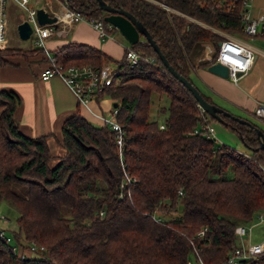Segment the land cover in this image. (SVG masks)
I'll return each instance as SVG.
<instances>
[{"label": "trees", "instance_id": "16d2710c", "mask_svg": "<svg viewBox=\"0 0 264 264\" xmlns=\"http://www.w3.org/2000/svg\"><path fill=\"white\" fill-rule=\"evenodd\" d=\"M105 1L140 20L174 69L216 103L192 78L189 54L195 43L216 46L223 38L211 27L242 34V0ZM68 4L107 25L108 11L97 0ZM129 45L140 54L133 64L125 49L114 59L80 41L51 52L64 65L116 63L118 73L99 98L117 102L121 146L106 123H93L77 108L61 124L64 152L51 164L48 134H25L14 115L19 95L0 88V202L16 211L14 243L0 238V264H190V255L200 264H223L238 244L235 226L264 212V150L257 126L246 117L249 124L221 115L246 151L216 143L204 118L216 119L199 107L150 42L140 35ZM42 49H2L0 65L8 56ZM153 93L169 99L156 109L164 113L162 120L151 116ZM30 243L43 248L32 254ZM246 262L264 264V254L241 264Z\"/></svg>", "mask_w": 264, "mask_h": 264}, {"label": "crops", "instance_id": "0c3cea01", "mask_svg": "<svg viewBox=\"0 0 264 264\" xmlns=\"http://www.w3.org/2000/svg\"><path fill=\"white\" fill-rule=\"evenodd\" d=\"M218 30L222 31L221 29ZM68 41L88 43L100 48L114 59H119L123 55L125 48L123 42L118 40L116 32H113L110 37L101 39L97 29L91 23L86 20H80L74 23L69 29L61 31L60 34L53 33L49 38L47 37L42 50L28 56H8L6 58L8 62L0 65V88L14 90L21 99L14 114L19 122L20 129L25 134L31 136L48 134L47 142L50 153L53 155L51 164H55L57 162L56 156L64 152L58 141V137L61 133V124L66 116L73 113L78 108L80 113L88 120L96 124H103L104 119L110 116L114 107V100L109 96H103L88 103L79 102L73 89L60 75L54 74L47 79L41 78L40 73L47 63V56L51 54L54 48ZM214 47L215 45L210 42H198L194 44L189 54V63L195 65L192 68V78L198 82L208 94H211L214 101L216 99L218 100V98V101L223 99L226 101H233L237 106H243L251 115L250 111L254 108L256 101L259 99L253 100L252 105L247 106L238 102V96L237 101L233 96V98H225L224 96L227 95L225 80L208 70L207 66L198 65L199 62L206 60L207 55L211 53ZM253 64H256L255 68L259 73L263 72V58L260 59V65L259 62ZM249 74L248 71L242 75L241 78L246 77L248 79ZM256 79H258L256 74L248 79L247 83H249V86H253ZM216 104L227 109L222 104L220 105L219 102H216ZM235 115L244 118V116L240 114L236 113ZM3 203L1 213L5 210L6 215L11 214L12 209H10L6 202ZM8 219L7 217V220L4 221L0 218V227L5 228V225H8Z\"/></svg>", "mask_w": 264, "mask_h": 264}, {"label": "built area", "instance_id": "2783aa9c", "mask_svg": "<svg viewBox=\"0 0 264 264\" xmlns=\"http://www.w3.org/2000/svg\"><path fill=\"white\" fill-rule=\"evenodd\" d=\"M19 4L29 8L28 15L25 19L30 23L35 22V25H31V33L29 37H32V44L38 47H43L45 39L53 33L60 34L61 31L69 29L74 23L80 20H86L91 23L98 31V35L101 39L112 36L110 30L113 25L107 22L105 26L102 21L95 20L94 18H86L82 13L72 9L66 0H56L57 5L55 8L47 9L49 15L55 16V21L40 23L37 19L36 10L27 5L29 0H18ZM8 0H0V50L5 49L8 46V24L9 17L7 13ZM168 8L165 4H163ZM240 18L242 21V34L235 36L224 31H220L217 28L211 27L215 32L223 36L220 39L214 49L206 60L209 63L216 61L224 64L228 68V78L235 84L239 83L242 75L247 73L256 57V51L264 57V49L258 50L253 45L249 44L245 37H261L264 41V7L260 13L256 16H252L249 10V0H242V9L240 11ZM51 26L53 29H51ZM18 33V32H17ZM19 36V35H18ZM125 57L131 63H135L140 57V54L132 49L128 43L125 46ZM47 64L41 70L40 76L42 79H47L51 75H60L65 82L73 89L76 98L81 103H88L99 98V94L110 84L113 83L115 75L118 73L117 65H111V62L104 63L100 67L90 64H71L64 65L61 62L55 60L52 55L47 56ZM145 59H147L145 57ZM153 61V58L150 59ZM200 107V106H199ZM117 108L114 106L109 117L104 119V123L108 125L116 133V143L121 146V128L120 124L116 121L115 115ZM251 115L257 118L264 124V96L259 99L254 108L250 111ZM206 122L207 135L209 138L215 140V131L211 122ZM222 143V142H221ZM264 169V163L262 164ZM0 218L4 221L7 217L3 214ZM259 222L264 223V212L259 211L256 214ZM249 224H238L235 226L234 232L240 239V243L231 248L223 262V264H240L248 259H256L259 255L264 254V237L258 241L252 242L251 226ZM204 228L199 233H203ZM247 236V239H244ZM0 238L9 241L11 236L6 233L5 228L0 227ZM16 245L12 244V248L16 249ZM43 247H37L34 243L29 244L30 253H34L37 249ZM22 255H25L23 253ZM190 263V261H189Z\"/></svg>", "mask_w": 264, "mask_h": 264}, {"label": "rangeland", "instance_id": "374dc122", "mask_svg": "<svg viewBox=\"0 0 264 264\" xmlns=\"http://www.w3.org/2000/svg\"><path fill=\"white\" fill-rule=\"evenodd\" d=\"M27 5H30L32 8H55L57 5L56 0H29ZM264 7V0H249V10L252 16H256L258 13L262 11ZM28 10L29 8H26L22 5L19 4L18 0H8L7 3V13L9 17V24H8V46L7 48H13V47H18L22 49H26V47L29 48L31 45L32 47H38L32 44V37H28L27 39H21L18 36L17 29H16V24L18 21H20L23 18H26L28 15ZM31 25L34 26L35 22H31ZM51 29L53 27L51 26ZM116 36L118 37V40L123 42V45L126 46L128 45V42L124 39V37L116 31ZM49 38V37H48ZM47 39V38H46ZM245 40L253 45L256 49L261 50L264 49V41L261 37H245ZM257 54V60L254 63H258L260 65V59L262 55L258 53V51L255 52ZM111 65H116L115 62H111ZM256 64L252 65V68L249 70V78H252L254 74H256V79L253 83V86H249L248 79L241 78L239 80L238 84H233L231 80L228 77H223L220 76L214 72L215 75L221 77L223 80H225V89H226V96L225 98H233L238 100L237 96L239 97V103L247 106H251L253 103V100L255 99H261L264 95V69L262 70L263 72L259 73L258 70H256ZM251 94V95H250ZM233 96V97H232ZM152 105H151V116L157 118L158 120H162L164 117V113L157 111L158 106H167L169 99L167 96L159 95L157 93H153L152 95ZM219 100V98H218ZM217 99L215 100L216 102H219V104L223 105L226 107L228 110H230L233 113L240 114L246 118H249L258 128H261L264 130V124L259 121L257 118L251 116L247 110L243 108V106H237V104L233 101H226V100H220L218 101ZM230 100V99H228ZM258 101V100H257ZM256 101V102H257ZM236 104V105H235ZM212 125L214 127L215 131V142L216 143H226L233 148H235L238 151H246V147L244 143L241 141L239 136L237 135L236 132L231 130L229 127L224 125L221 122L218 121H213ZM4 201L0 202V215L3 214L7 216L8 219V225H5V231L7 234L12 235V229L15 227L14 223V215H15V209L12 206H9L10 209H12V213L9 215H6L5 210L3 213H1V210L3 209V203ZM10 220V221H9ZM251 226V236L250 239L252 242L258 241L264 237V223L259 222L258 218H256V215L254 219L249 223L248 227ZM244 239H247V236H244ZM11 242L14 243V239L11 240ZM236 242L240 243V239L237 237ZM32 254H35L32 253ZM190 264H200L197 262L192 255H190ZM241 264V263H240ZM245 264H250L246 262Z\"/></svg>", "mask_w": 264, "mask_h": 264}, {"label": "water", "instance_id": "95a60500", "mask_svg": "<svg viewBox=\"0 0 264 264\" xmlns=\"http://www.w3.org/2000/svg\"><path fill=\"white\" fill-rule=\"evenodd\" d=\"M66 1L69 2L70 0ZM97 2L99 8L108 11V14L104 16V20L111 23L129 44L137 42L139 40L140 35H143L150 42L154 50L159 54L163 64L167 67L169 72L191 91L200 108L205 111L208 115H211L216 119V121L221 122L223 124L225 123V120L221 115L229 116L242 123H250L249 120L233 114L229 110L224 109L216 103H211L206 100L202 96L198 88L190 80H188L186 77H184L182 74H180L179 72H177V70L174 69V67L169 63L164 54L160 51L159 46L152 38L147 28L131 12L123 8L114 7L105 0H97ZM36 15L40 23L55 21V16L49 15L48 12L45 11L42 7L37 8ZM16 29L21 39H27L32 30L30 23L25 18L17 22ZM207 68L208 70L220 76H228L227 66L218 61L214 63H209L207 65ZM113 105L117 106V102H114ZM256 131L258 133V138L260 142L259 147L264 150V130L256 127Z\"/></svg>", "mask_w": 264, "mask_h": 264}]
</instances>
